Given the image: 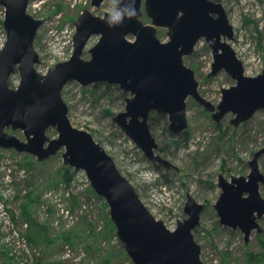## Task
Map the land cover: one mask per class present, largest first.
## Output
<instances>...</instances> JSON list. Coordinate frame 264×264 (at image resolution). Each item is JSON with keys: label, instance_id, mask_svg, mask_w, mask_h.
Returning <instances> with one entry per match:
<instances>
[{"label": "rangeland", "instance_id": "obj_1", "mask_svg": "<svg viewBox=\"0 0 264 264\" xmlns=\"http://www.w3.org/2000/svg\"><path fill=\"white\" fill-rule=\"evenodd\" d=\"M120 1L105 0L94 6L92 0H30L29 13L45 19L35 39L40 55L36 69L45 74L71 58L75 23L85 8L100 16L107 12L117 15ZM215 1L223 4L234 28V38L223 40L243 61L247 75L260 74L264 69V0ZM4 18L5 8L0 3V50L6 42ZM142 19L151 22L146 11ZM167 32L158 29L162 41L169 40ZM100 37L89 39L86 59L91 58L89 49ZM185 62L196 71L201 94L214 104L222 100L223 88L236 83L224 69L209 76L214 55L205 38L198 41ZM20 80L16 70L10 85L17 87ZM95 85L73 80L63 87L69 119L73 126L91 133L113 157L154 216L175 229L180 219L188 217L185 205L191 194L205 204L200 224L194 229L204 264H264V216L259 220L263 231H254L246 242L240 228L221 223L215 207L222 192L220 175L229 180L233 176L247 177L251 172L249 162L264 147V109L236 127L231 123L233 113L217 123L189 97V126L178 135L169 129L167 115L165 120L152 112L149 123L159 145L157 152L173 164L167 168L153 162L114 120L125 111L131 93L117 84H109L108 89ZM8 131L26 139L22 130ZM47 134L55 137L58 132L51 128ZM259 166L264 172V154ZM87 179L85 171L66 165L60 153L40 162L36 155L0 147V262L135 264L118 237L106 200ZM260 191L264 197V184Z\"/></svg>", "mask_w": 264, "mask_h": 264}, {"label": "water", "instance_id": "obj_2", "mask_svg": "<svg viewBox=\"0 0 264 264\" xmlns=\"http://www.w3.org/2000/svg\"><path fill=\"white\" fill-rule=\"evenodd\" d=\"M104 1L92 0V4L100 6ZM0 3L5 8L6 31L0 50V147L36 155L40 162L60 153L66 165L85 171L95 192L106 200L118 237L135 264H204L194 229L200 224L205 204L188 194V217L180 219L175 229L168 228L149 210L105 148L91 133L73 126L62 89L76 80L85 86L117 84L131 93L125 111L114 117L115 122L153 162L172 167L157 152L159 145L149 123L152 112L167 115L169 129L179 134L189 126V97L217 123L233 113L231 123L236 127L264 109V69L258 75H247L243 61L223 40L234 38L223 4L215 0H121L117 4L119 14L107 12L103 16L85 8L75 23L71 58L42 74L36 69L40 55L35 39L45 19L29 13L30 0ZM144 11L150 23L143 21ZM159 28L168 30V41L159 38ZM93 35L101 37L89 49L91 58L86 59L85 47ZM202 38L213 49L209 76L224 69L236 81L222 89L219 104L201 94L196 71L185 62ZM16 70L21 80L12 87L10 79ZM51 128H56L57 136L47 134ZM9 129L22 130L26 139ZM263 154L264 147L255 152L247 177H219L222 192L215 207L220 221L240 228L246 242L254 231H263L259 222L264 216L260 191L264 172L259 166Z\"/></svg>", "mask_w": 264, "mask_h": 264}, {"label": "trees", "instance_id": "obj_3", "mask_svg": "<svg viewBox=\"0 0 264 264\" xmlns=\"http://www.w3.org/2000/svg\"><path fill=\"white\" fill-rule=\"evenodd\" d=\"M101 85H105V88H106V89H108V88L111 87V85L106 84L105 82H100V83H98V85H95V88H98V87H100ZM157 118H163V119L166 120L167 116H166V115H163V114H159ZM177 135H178V134H177ZM186 135H187V134H186ZM158 167H159V166H158ZM251 256H253L254 258H256V256H254V255H251ZM251 264H252V263H251Z\"/></svg>", "mask_w": 264, "mask_h": 264}, {"label": "built area", "instance_id": "obj_4", "mask_svg": "<svg viewBox=\"0 0 264 264\" xmlns=\"http://www.w3.org/2000/svg\"><path fill=\"white\" fill-rule=\"evenodd\" d=\"M87 180L90 181L89 178ZM89 183L91 184V182H89Z\"/></svg>", "mask_w": 264, "mask_h": 264}]
</instances>
